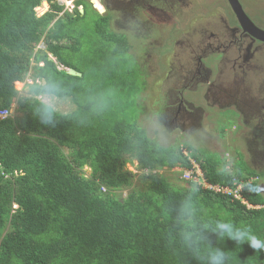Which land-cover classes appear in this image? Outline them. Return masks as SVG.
<instances>
[{"label":"trees","instance_id":"obj_1","mask_svg":"<svg viewBox=\"0 0 264 264\" xmlns=\"http://www.w3.org/2000/svg\"><path fill=\"white\" fill-rule=\"evenodd\" d=\"M41 1L0 0V108L16 106L12 115L0 119V264H197L174 240L172 220L164 212V205L176 203L187 188L173 187L156 172L136 175L125 168L133 158L139 169H188V154L153 143L130 116L114 119L107 107L91 109L95 85L86 87L83 74L58 69L60 63L78 70L69 54L78 50L73 25L87 15L86 3L76 1L69 13L63 4L48 0L49 9L36 15L34 7ZM93 14L95 32L108 42L102 57L126 54L107 28V17ZM40 40L45 48H36ZM122 71L131 74L134 69ZM27 75L55 82L56 97L71 100L76 110H54L53 122L41 123L36 94L28 91L21 98L15 88ZM106 80L125 88L133 82L114 70H108ZM99 87L107 91V105L118 109L105 82L99 81ZM186 147L197 161L192 145ZM200 165L208 181L231 188L233 179L248 177L219 171L216 160ZM134 177L145 185H136ZM120 190L129 191L122 195ZM257 191L258 185L250 183L242 195L259 209L211 189L200 190L198 199L206 214L250 224L264 237V200ZM217 244L232 252L233 264L264 263V253L247 244L242 250L228 240Z\"/></svg>","mask_w":264,"mask_h":264},{"label":"flooded vegetation","instance_id":"obj_2","mask_svg":"<svg viewBox=\"0 0 264 264\" xmlns=\"http://www.w3.org/2000/svg\"><path fill=\"white\" fill-rule=\"evenodd\" d=\"M45 1L49 6V1ZM53 1L62 4L65 0ZM69 1L85 2L86 7L93 11H97L93 8V2L97 1L104 10L100 14L107 17V28L117 38L116 45L120 48L122 44L135 54L137 71L140 74L147 79L155 77L159 79L158 90L164 89L159 93V100L152 104V111L156 116L159 112L163 113L160 117L163 122L181 120L177 126L181 128L179 132L186 136H189L187 130L197 124L199 125L197 130L203 129L204 125L200 124L205 109L201 104H195L188 99L185 95L186 90L197 91L201 88L202 100L209 108L211 104H216L220 109L233 111L242 126L244 141L240 135L232 136L230 130L225 137H230L236 143L240 142L239 147L245 151L246 158L236 164H233L231 159V171L246 174L258 185L259 191L263 190L260 184L264 181V95H261L262 91H255L249 86L251 65L248 60H253L251 59L253 54L264 48V29L254 23L240 0H226L230 13L220 7L213 9L212 6L203 12L196 10L201 17H197L187 28L192 32V40L187 44L182 40L187 30L184 28L181 30L179 27V22H182L181 10L169 11L173 8L175 0ZM182 1L191 8L196 4L192 0ZM203 1L197 2L200 5ZM236 3L241 12L238 11ZM72 7L75 8V5ZM189 13L191 15L190 10ZM229 14L232 18H229ZM162 19L168 21L169 27L160 26ZM196 20L202 25L196 23ZM230 21H234V24L229 28ZM205 23L213 26V32L204 26ZM176 24L178 27H173ZM202 26L206 29L204 33H201ZM227 30L231 31V40L227 44H222L221 33ZM174 33L176 38L172 39ZM196 42L201 45L197 46ZM174 50L182 53H176ZM153 52L156 55H152ZM213 53L218 54L219 59L217 58L211 66H207L205 59ZM151 57L156 61V69L141 72L139 69L141 63L146 67H152ZM238 59L242 61L238 62ZM256 59L264 62L262 57ZM228 62L232 63L230 67ZM241 84L248 86L242 90ZM156 102L157 107H153ZM181 123H185V126ZM169 129H173V126H169ZM236 145L234 148H237ZM198 149L204 151L203 148Z\"/></svg>","mask_w":264,"mask_h":264},{"label":"rangeland","instance_id":"obj_3","mask_svg":"<svg viewBox=\"0 0 264 264\" xmlns=\"http://www.w3.org/2000/svg\"><path fill=\"white\" fill-rule=\"evenodd\" d=\"M175 1L176 2L173 5V8H170L169 11L175 9H179V11L181 10L180 16L182 18L180 21L182 22H179V27H181V30L183 28L187 30L186 34L182 39L184 44H187L192 40L191 29L187 28L195 19H197V17H201V15L196 12V10L203 12L204 10H207L210 6H212L213 9L220 7L230 13V10L226 4V0H204L200 5L197 2L199 0H192L196 3L193 8L189 7L186 3H183L182 0ZM240 1L243 4L246 12L254 20V23L258 24L259 27L264 29V0ZM45 2V0H42L38 6L34 7L36 15L43 14L44 11H41L44 8H46L45 12L49 9L47 2L46 5H44ZM62 4L63 9L67 10L69 13L75 10V8L72 7L73 5H76L73 1L65 0L62 2ZM167 7H169V5ZM189 10L191 11V15L189 13ZM85 12L87 15L84 18H80L73 25L77 31V35L80 38V42L78 45V50L71 52L69 54V57L72 58V61L78 68V71L85 76L84 85L86 87H89L90 85H95L94 87H91L92 93L90 94V98H101L106 105L105 107L109 108V110L114 114V119H123L126 118V115L132 117L131 121H135L139 128H143L145 130L146 136L151 139L155 144H158L165 148H171L172 150L173 147L174 149L177 148L179 151L189 154V156L190 152L186 145H192V154L196 155L198 160L204 162L205 164H208V162L212 159L213 161L216 160L222 163L223 160H227L228 164L230 165L229 162H232L231 159L233 160V164H236V162H241L242 159L246 158L244 155L245 151L241 150L239 147V144L241 143H236V141H234L233 139L231 140L230 137H225L229 134L228 132L230 130L232 136L240 135L242 137V141H244V137L241 133L242 126L238 123L237 116L234 114L233 111L230 112V110L228 109L218 108L216 104H211L212 106H210L211 108H209V105H207L202 100L203 89L201 88H199L197 91L186 90L185 95L195 104H201L205 109V114L204 117L202 116L200 124L204 125L202 130H197V127H199V125L197 124V126L189 128L187 130L189 132V136H186V134H181L179 132V129L181 128L177 126L178 122H181V120L177 119L165 123L160 119L163 113L159 112L156 116V113L154 114L152 111V104L156 100H159V93L164 89L163 88L158 90V87L160 85L158 83L159 79L157 77L153 79H147L146 77H144V75L140 74L137 71L138 67L135 59V54L133 52H130V50H127L126 54H116L103 58V48H108V46H105L108 44V42H104L102 38L95 32L93 22L95 21L96 17L93 14V10H89V7L87 6ZM193 12L196 13L193 14ZM229 18H232L231 14H229ZM195 22L199 25H202L200 21L196 20ZM229 24L230 28L231 26H233L234 21H230ZM160 26L169 27L168 21L166 19H162ZM204 26L207 27L210 32H213L212 25L206 24ZM173 27L176 28L178 27V25L176 24ZM205 27L202 26L201 33L206 32ZM230 34V30L222 31V44H227L231 40ZM208 35L209 33H207V36ZM164 38L165 34L162 38L163 41ZM175 38L176 35L174 33L172 39ZM196 45L200 46L201 44L199 42H196ZM36 48H45V44L43 43V41L40 40L36 45ZM174 52L182 53L176 50H174ZM184 53L186 54V52ZM152 55H156V53L153 52ZM258 57L264 58V48L260 51H256L253 54V56L251 57V59L253 60H248L251 65L249 86H251V88L255 91H262L261 95H264V62L262 60L256 59ZM217 58L219 59L218 54L213 53V55H210L205 59V64L207 66H211L214 62L217 61ZM151 59L152 67H146L141 63L139 67L141 72H145L147 69H156V61L154 60V57H151ZM229 60L231 61V57H229ZM240 61H242V59H238V62ZM59 64L60 63H58V65ZM39 65H42V62H40ZM228 65L230 67L232 63L228 62ZM122 67L127 70L134 69V72H130L131 74H125L122 71ZM108 70H114L118 74L128 76V79L133 80V82H128L126 84V88L124 86L113 87L108 84L106 80ZM29 73H32L31 68L29 70ZM33 79V76L27 75L26 78L23 79V81L15 84V88L19 89L18 96H20L21 98L29 96L28 90L23 86L24 84H31ZM99 81L100 83L101 81L105 82V85L108 89V94L110 95L113 101H116L118 109H115L111 106L109 107L107 105V102L105 101L107 91L102 90L100 87L98 90L96 89ZM247 86L248 84H241L240 88L244 90L247 88ZM163 95L164 94L162 93L161 98H163ZM56 98L57 103L54 106L56 112L66 114L76 110V104L71 100L59 97ZM165 98H167V96H165ZM157 102L154 104L153 107H157ZM209 102L212 101L209 100ZM10 109L12 113L16 111V106L14 103L11 104ZM222 117L224 119H222ZM221 121H223L222 124H220ZM153 124L154 126H152ZM182 124H184L185 126V123H181V125ZM169 126H173V129H169ZM235 145L237 148H234ZM198 148H203L204 151ZM194 164L198 163L195 162ZM224 167L227 166L224 165ZM125 168L136 172V175L140 173L151 172L146 171L145 169H139L136 160L133 158H131L129 162L125 163ZM83 169L85 170V173L88 174V168L84 167ZM155 171L158 172L157 174L159 176H162L167 179L173 187L185 188V181L181 177V171L166 169L165 166L157 168L155 169ZM227 174H229V171H227ZM137 177H134L136 185H145V182L137 181ZM230 181H232V178ZM135 188L137 189V187ZM218 188L219 189H214V191L218 192L221 190L226 192L229 189L228 186H220V184H218ZM128 191L129 190H120L117 193L125 195ZM234 196L240 199L242 205L246 206L247 201L245 202V200L241 198L240 195L234 194Z\"/></svg>","mask_w":264,"mask_h":264},{"label":"clouds","instance_id":"obj_4","mask_svg":"<svg viewBox=\"0 0 264 264\" xmlns=\"http://www.w3.org/2000/svg\"><path fill=\"white\" fill-rule=\"evenodd\" d=\"M23 87L29 92L36 94L35 98L40 104L36 115L39 117L41 123L51 124L53 122L54 106L57 103L56 93L59 91L57 84L46 77H39L34 78L31 84H24ZM41 93L44 95H41ZM89 104L91 109L96 112L103 110L106 106L101 98H92L89 100ZM180 152L187 156L186 153ZM189 159L192 164L197 162L198 164L196 165L201 169V175L197 181L186 180L183 176L184 171L192 167L187 169L179 166L172 168L165 166L166 169L181 171V177L185 181V188H187L183 196L176 203L164 205L165 214L170 216L172 220V227L175 232L174 240L179 247L192 256L197 261V264H233L232 252L225 250L217 244V242L225 240L232 241L241 250L242 246L247 244L253 252L264 253V237L256 234L250 224L237 223L228 217H216L205 213L198 199L199 192L206 189L214 191L213 187L218 186V183H213L206 179L205 172L200 165L201 161H194L190 156ZM217 162V169L219 171H229V174L233 173L227 160H223V163ZM155 169L157 167L145 170L151 171L146 173H158ZM234 181L239 183L234 184ZM232 183L234 184V188L228 186L229 189L234 190L238 185H241L237 193L243 196L242 191L244 186L254 183V181L247 177L245 179H233ZM102 190H105V188L102 187ZM250 190L255 191L254 188H250ZM231 195L234 199L240 201L232 193ZM247 204L250 205L249 208L259 209V206H255L256 204Z\"/></svg>","mask_w":264,"mask_h":264},{"label":"built area","instance_id":"obj_5","mask_svg":"<svg viewBox=\"0 0 264 264\" xmlns=\"http://www.w3.org/2000/svg\"><path fill=\"white\" fill-rule=\"evenodd\" d=\"M12 113L10 108H2L0 109V119H6L8 116H10ZM201 175V169L198 165L196 164H192V168L185 170L183 173V176L185 177L186 180H194L197 181L199 179ZM239 182L234 181V184H237ZM214 189H219L218 186H214ZM241 188V185H238L237 188H235L234 190L228 189L226 192L225 191H221L224 193H228V194H236L238 195V190ZM225 189V188H224ZM248 208L250 207L249 204L246 205Z\"/></svg>","mask_w":264,"mask_h":264},{"label":"water","instance_id":"obj_6","mask_svg":"<svg viewBox=\"0 0 264 264\" xmlns=\"http://www.w3.org/2000/svg\"><path fill=\"white\" fill-rule=\"evenodd\" d=\"M236 6H237V8H238V11H240V7H239L238 3H236ZM93 8H96V9H97V12H99V13H102V12L104 11V10L102 9V6L99 5V4H97L96 1L93 2ZM79 11H80L81 14H83L84 9H83V6H82V5L79 6ZM240 12H241V11H240ZM48 58H49L50 60H55V57L53 56L52 53H49V57H48ZM62 68H64L65 71H66L68 74H70V75L78 76V77H81V76H82V74H81L78 70H76V69H74V68H72V67H63L61 64H59V65H58V69H62Z\"/></svg>","mask_w":264,"mask_h":264},{"label":"crops","instance_id":"obj_7","mask_svg":"<svg viewBox=\"0 0 264 264\" xmlns=\"http://www.w3.org/2000/svg\"><path fill=\"white\" fill-rule=\"evenodd\" d=\"M234 173V172H233ZM238 174H240V175H244L245 176V174H243V173H238ZM245 178H246V176H245ZM243 179V178H242ZM263 184H260L261 186H262V191H259V189H258V194L264 199V181L262 182ZM241 198H243L244 200L246 199V198H244L243 196H241ZM246 207V206H245ZM247 208V207H246ZM263 216V215H262Z\"/></svg>","mask_w":264,"mask_h":264},{"label":"bare ground","instance_id":"obj_8","mask_svg":"<svg viewBox=\"0 0 264 264\" xmlns=\"http://www.w3.org/2000/svg\"><path fill=\"white\" fill-rule=\"evenodd\" d=\"M97 2V1H96ZM97 4H98V2H97Z\"/></svg>","mask_w":264,"mask_h":264}]
</instances>
